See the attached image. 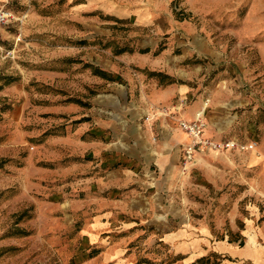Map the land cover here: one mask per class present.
I'll list each match as a JSON object with an SVG mask.
<instances>
[{"label":"rangeland","instance_id":"rangeland-1","mask_svg":"<svg viewBox=\"0 0 264 264\" xmlns=\"http://www.w3.org/2000/svg\"><path fill=\"white\" fill-rule=\"evenodd\" d=\"M70 6L69 0H0V9L13 13L0 21V111L19 110L11 127H0L14 140L0 160V264L231 259L212 251L191 262L156 226L167 231L203 224L211 242L240 245L247 220L255 231L245 238L264 245L254 236L264 221V0H172L174 17L189 29L183 39L197 37L210 48L205 56L194 51L209 62L199 78L210 87L209 100L200 104H207L203 135L256 144L199 148L185 170L180 144L176 165L166 173L155 159L148 112L130 101L101 108L87 100L104 95L84 76L79 56L85 49L73 39L83 32L72 31ZM139 35L135 27L118 26L103 48L107 54L100 46L93 52L118 61L113 53L134 48ZM21 94L28 102L22 123ZM117 181L127 184L113 185Z\"/></svg>","mask_w":264,"mask_h":264},{"label":"crops","instance_id":"crops-1","mask_svg":"<svg viewBox=\"0 0 264 264\" xmlns=\"http://www.w3.org/2000/svg\"><path fill=\"white\" fill-rule=\"evenodd\" d=\"M69 3L72 31L79 29V32H83L78 36L74 34L73 39L85 49L84 54L79 56L85 66L84 76L91 82L99 83L95 89L104 95L100 98L88 97L87 100L91 106L96 104L101 108L110 104L119 105L121 100L124 103L130 101L142 112H148L150 115L147 120L151 119L148 128L156 138L159 152L155 159L166 173L170 165H176V148L180 144H187L189 140L186 132L179 127L178 120L192 119L199 108L207 105L201 107L204 99L209 100L206 93L210 87L204 85L203 80L199 81L200 77L204 79L206 76L209 62L200 61V54L194 51L205 56L204 53H209L210 48L197 37H191L193 44L189 39H183L189 29L182 20L174 17L172 0H69ZM127 25L140 31L136 42L131 44L134 48L122 47L113 53V58L118 61L94 54L93 48L98 46L101 53L107 54L108 51L103 48L109 46L113 30ZM74 61H78L77 57ZM119 61L123 62L122 68L118 65ZM130 65L137 69L132 70ZM134 92L136 95L132 97ZM20 97L22 123V109L28 102L23 94ZM18 111L17 105L6 111L2 108L0 127H11ZM102 123L101 127L109 130L108 124ZM23 133L20 125V140ZM13 142L11 133L7 137L0 134V160L7 151H11ZM126 184V181H117L113 185L121 187ZM128 194L130 196L131 191ZM242 225L240 231L243 243L240 245L228 240L211 242L210 229L203 224H190L167 231L161 226H156V229L163 232L164 241L176 247L177 254L191 256V262L214 251L222 256L230 255L231 259L228 258L226 264H264V245L245 238V235L250 237L255 230H252L247 220ZM231 227H236L234 219ZM254 236L264 239V221Z\"/></svg>","mask_w":264,"mask_h":264},{"label":"built area","instance_id":"built-area-1","mask_svg":"<svg viewBox=\"0 0 264 264\" xmlns=\"http://www.w3.org/2000/svg\"><path fill=\"white\" fill-rule=\"evenodd\" d=\"M13 17L10 10L0 9V21L7 22ZM206 104V102L204 103ZM204 108L197 110L194 117L190 120L179 119L178 124L180 128L186 132L190 140L183 146L181 166L185 170L194 160V153L199 148H206L212 151L227 149L245 150L253 148L256 142H239L234 138H227L224 140H214L203 135L205 120Z\"/></svg>","mask_w":264,"mask_h":264},{"label":"bare ground","instance_id":"bare-ground-1","mask_svg":"<svg viewBox=\"0 0 264 264\" xmlns=\"http://www.w3.org/2000/svg\"><path fill=\"white\" fill-rule=\"evenodd\" d=\"M252 156H253V154H252Z\"/></svg>","mask_w":264,"mask_h":264}]
</instances>
